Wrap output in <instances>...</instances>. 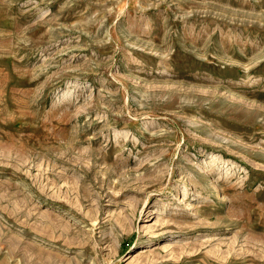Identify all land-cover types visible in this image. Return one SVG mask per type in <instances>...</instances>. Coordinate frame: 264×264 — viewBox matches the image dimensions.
<instances>
[{
    "label": "rangeland",
    "instance_id": "rangeland-1",
    "mask_svg": "<svg viewBox=\"0 0 264 264\" xmlns=\"http://www.w3.org/2000/svg\"><path fill=\"white\" fill-rule=\"evenodd\" d=\"M0 264H264V0H0Z\"/></svg>",
    "mask_w": 264,
    "mask_h": 264
},
{
    "label": "bare ground",
    "instance_id": "bare-ground-1",
    "mask_svg": "<svg viewBox=\"0 0 264 264\" xmlns=\"http://www.w3.org/2000/svg\"><path fill=\"white\" fill-rule=\"evenodd\" d=\"M168 246H169V245H168ZM151 253H152V252H151ZM149 254H150L149 249L144 248V249H141V250H140V253H138L135 257H136V258H139V259H142V258L148 257Z\"/></svg>",
    "mask_w": 264,
    "mask_h": 264
}]
</instances>
